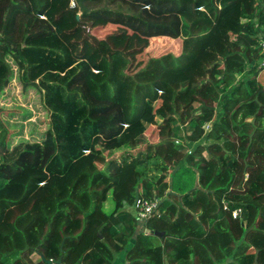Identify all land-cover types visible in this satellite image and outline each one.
Listing matches in <instances>:
<instances>
[{"label":"trees","instance_id":"1","mask_svg":"<svg viewBox=\"0 0 264 264\" xmlns=\"http://www.w3.org/2000/svg\"><path fill=\"white\" fill-rule=\"evenodd\" d=\"M75 1L0 0V264H264V0Z\"/></svg>","mask_w":264,"mask_h":264},{"label":"rangeland","instance_id":"2","mask_svg":"<svg viewBox=\"0 0 264 264\" xmlns=\"http://www.w3.org/2000/svg\"><path fill=\"white\" fill-rule=\"evenodd\" d=\"M189 19V18H188ZM91 24V23H90ZM111 27H95L96 29L91 30L89 28H87L86 33H91L93 35V37H87L85 34H83V39L81 41L82 44L88 43L90 44V41H93L92 38H96L97 40H101V42L103 44L108 42V37L109 36H116V34H120V30L116 29V28H120L122 29V27H118V26H113L108 24ZM92 26H94V24H92ZM124 29V28H123ZM131 33V32H130ZM133 34V33H131ZM95 36V37H94ZM119 40H121V38H119ZM159 42H154V41H150L149 45H147V49L144 50L142 47H146L143 46L144 43L140 42L139 46H137V49L134 51L132 47H134L133 45L129 46L128 48L124 49V52H126L127 54H132L131 58H132V63L133 66L131 67V69L129 70L130 73H134L137 72V70L141 67H143L145 65V63L153 57H160L162 55H164V53L160 52L159 50H157V47ZM129 45V44H128ZM161 45V44H160ZM105 47V46H104ZM75 54L79 55V56H83V54H85V51H82L81 49H79V51L74 52ZM111 54V53H110ZM11 56V55H9ZM109 56V53H108ZM8 60L10 62V64H12V59L11 57H8ZM13 65V64H12ZM138 66V67H137ZM17 79V78H16ZM259 81L261 82V84L264 85V72L261 73L260 77H259ZM20 77L18 78V83H20ZM23 90V89H22ZM14 91V92H13ZM16 93V89L14 87H11L10 90H8V92H6V94L2 97L0 106H2L1 108H3L4 110L7 111V113L10 112V114H14V115H20V116H24L25 114H29L30 109L28 107H23L21 106L18 102H17V95ZM34 111H35V118H33L34 122H29L26 125V129H27V133L29 138H31V135H39L42 134L44 130H46L49 127L50 121H49V114L47 112V110L43 107L42 103H41V97L40 95H37L35 101H34ZM5 118H10V117H5ZM17 119H14V122H17ZM158 124H162L160 122H158ZM208 128V127H207ZM148 134V138L150 139V141H152V143H159L162 142V140H164L166 138V135L163 131H160L158 128L153 127L152 129H150V131L147 133ZM26 136V135H25ZM23 139H25L23 137ZM207 154L205 153L204 156H206ZM110 158V156H108V159ZM182 178L186 179L185 174H182ZM111 197V196H110ZM109 202H113L112 199ZM108 202V203H109ZM119 261L116 262V264H125V257H119L118 259ZM229 263V261H228ZM244 264V263H241Z\"/></svg>","mask_w":264,"mask_h":264},{"label":"built area","instance_id":"3","mask_svg":"<svg viewBox=\"0 0 264 264\" xmlns=\"http://www.w3.org/2000/svg\"><path fill=\"white\" fill-rule=\"evenodd\" d=\"M71 8H76L75 0H71ZM261 48V54L264 56V35L261 40ZM259 68L264 71V58L263 61L260 63ZM159 206L160 205L158 200H138L136 204V209L138 210V220L140 222H146L154 216H160L161 212ZM239 213V211L235 212L233 214V217L236 218ZM50 261L52 262L51 264H56V261H54L53 259H51Z\"/></svg>","mask_w":264,"mask_h":264},{"label":"crops","instance_id":"4","mask_svg":"<svg viewBox=\"0 0 264 264\" xmlns=\"http://www.w3.org/2000/svg\"><path fill=\"white\" fill-rule=\"evenodd\" d=\"M109 200L107 201V203L105 204V210H106V212H108V213H110L111 211H113V209H114V204L112 203V202H109ZM127 210H129V211H131L133 214H136V210H135V208H130V207H127ZM140 229H141V227H139ZM140 229H138V230H140ZM159 234V233H158ZM161 235H163V234H161ZM120 257H122V255L120 256ZM38 258L39 257H37V258H34V260H38ZM119 259V258H118ZM117 259V261L116 262H118L119 260ZM116 264V263H115Z\"/></svg>","mask_w":264,"mask_h":264},{"label":"water","instance_id":"5","mask_svg":"<svg viewBox=\"0 0 264 264\" xmlns=\"http://www.w3.org/2000/svg\"><path fill=\"white\" fill-rule=\"evenodd\" d=\"M79 18V17H78ZM158 234V233H155ZM42 259L45 260V258L42 256ZM46 264H51L52 262L50 260H45ZM56 264H62V258L56 262Z\"/></svg>","mask_w":264,"mask_h":264}]
</instances>
